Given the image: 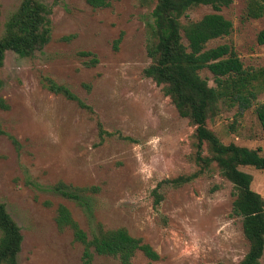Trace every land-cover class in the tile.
I'll return each mask as SVG.
<instances>
[{"label":"rangeland","instance_id":"obj_1","mask_svg":"<svg viewBox=\"0 0 264 264\" xmlns=\"http://www.w3.org/2000/svg\"><path fill=\"white\" fill-rule=\"evenodd\" d=\"M249 1L232 0L218 11L232 22V29L207 47L227 43L244 67L264 69V43L257 41L264 13L248 16ZM20 2L0 0V35ZM44 3L51 6L49 42L32 56L6 51L0 68V98L8 105L0 107V202L23 236L18 263L81 264L83 245L69 227L61 229L56 223L59 204L88 236L98 223L104 229L125 227L159 254L150 260L137 251L133 264L238 263L249 243L241 218L231 215L232 183L215 163L190 182L162 185L158 190L163 198L154 204L153 189L160 180L198 168L194 126L178 113L162 86L143 73L151 61L147 47L154 4ZM211 12L210 5L195 6L181 20ZM92 56L97 61L87 63ZM200 74L214 85L209 70ZM47 79L68 87L92 111L51 91ZM263 101L264 91L242 113L220 104L207 126L223 143L260 148L264 154V129L255 112ZM203 153L208 154L206 145ZM240 168L252 175L251 188L264 198V170ZM58 181L99 190L87 193L89 209L82 208L53 190ZM93 262L122 264L97 253Z\"/></svg>","mask_w":264,"mask_h":264},{"label":"trees","instance_id":"obj_2","mask_svg":"<svg viewBox=\"0 0 264 264\" xmlns=\"http://www.w3.org/2000/svg\"><path fill=\"white\" fill-rule=\"evenodd\" d=\"M111 1L86 0L93 7H106ZM139 1L143 5L154 4L149 25L151 40L147 47L151 61L143 73L162 86L178 113L187 117L194 126V161L198 166L192 173L160 180L153 189L154 204L163 198L158 190L162 185L175 187L190 182L215 163L220 174L232 183L234 199L231 215L241 218L242 232L249 243L248 250L236 264H261L260 258L264 252V198L251 188L252 175L240 166L264 170V154L259 153L260 148L223 143L207 126V120L216 115L220 104L236 106L238 112L242 113L255 104L258 95L264 91L263 68L244 67L233 47L227 43L207 47L209 41L230 33L232 22L218 11L232 0ZM199 5H210L214 12L204 14L197 20H181L189 9ZM50 13L51 6L45 4L44 0H21L18 8L5 22L0 35V68L6 51H13L21 57L32 56L49 42ZM263 13L264 0L249 1L248 16L259 17ZM257 41L264 43V28L259 31ZM81 55H91V52L82 51ZM96 61L97 58L92 56L87 63L94 64ZM202 69L212 73L214 85H210L207 78L201 76ZM46 85L51 91L63 94L92 111L65 85L48 79ZM0 107H8L1 98ZM255 112L264 129V101L257 103ZM98 126L102 136L104 130L100 123ZM9 137L13 143H17L13 136ZM204 145L208 154L203 153ZM52 188L59 195L87 209L90 198L87 193L99 190L97 186H73L62 181L56 182ZM55 220L59 228L69 227L74 240L83 245L81 264H96L93 262L94 253L116 257L122 264H133L132 257L137 251H141L150 260L159 258V254L148 243L131 235L125 227L104 229L98 223L97 231L88 236L63 204L58 205ZM22 240L19 225L0 202V264H19L17 255Z\"/></svg>","mask_w":264,"mask_h":264}]
</instances>
